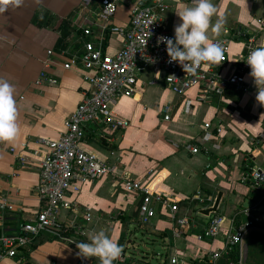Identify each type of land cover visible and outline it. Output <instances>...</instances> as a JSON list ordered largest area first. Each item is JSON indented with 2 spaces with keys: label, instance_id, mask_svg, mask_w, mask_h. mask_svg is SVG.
<instances>
[{
  "label": "crops",
  "instance_id": "1",
  "mask_svg": "<svg viewBox=\"0 0 264 264\" xmlns=\"http://www.w3.org/2000/svg\"><path fill=\"white\" fill-rule=\"evenodd\" d=\"M149 1L119 0L117 12L108 16L98 0H23L22 6H9L0 14V79L15 88L18 126L13 140L0 141L3 235L16 233L45 204L37 190L45 152L42 139H56L64 132L65 121L89 88L90 71L81 58L85 42L114 55L124 38L111 28L127 26L133 5ZM168 2L162 18L174 37V27L180 23L176 12L192 4L191 0ZM212 3L217 8L212 23L219 18L222 28L219 35L209 29L208 43L229 42L228 60L209 67L228 77L246 53L248 39L264 46V0ZM40 8L53 14L56 26L70 16L66 49H55L59 31L32 22ZM72 56L76 62L66 69L64 64ZM42 73L57 82L39 81ZM153 79V71L139 73L135 95L111 105L115 117L128 121L126 127L112 129L96 123L83 127V148L112 163L115 173L82 184L71 196L78 208L62 212L61 237L41 233L19 255L0 259V264H100L98 258L78 256L76 244L88 242L101 230L122 248L114 264H213L210 254L225 250L230 226L227 222L216 237H206L204 229L211 219L223 216L240 221L245 212L259 218L255 205L263 198L264 208V195L253 190L250 179L244 180L249 173L264 172V106L256 100V87L245 92L229 87L218 94L200 86L179 95L162 77ZM247 79L252 80L249 74ZM165 107L170 109L169 120L164 119ZM126 177L177 203L176 213L169 204L155 201L156 214L143 222L141 196L122 189ZM220 192L217 211L203 214L202 210L214 206ZM246 199L251 206L244 207ZM85 211L92 214L90 220ZM224 259L217 264L227 262Z\"/></svg>",
  "mask_w": 264,
  "mask_h": 264
},
{
  "label": "built area",
  "instance_id": "2",
  "mask_svg": "<svg viewBox=\"0 0 264 264\" xmlns=\"http://www.w3.org/2000/svg\"><path fill=\"white\" fill-rule=\"evenodd\" d=\"M96 2L97 0H87ZM119 0H98L108 16L114 15L118 10ZM169 8L168 0H150L147 5L135 3L131 9L130 23L125 26H114L111 31L119 33L124 38L122 48L114 55L107 54L100 46L92 42H85V51L82 61L89 69L86 80L89 83L87 92L77 104L76 109L65 121L64 132L56 139H42L45 152L41 154V166L38 193L44 205L34 218L20 224L16 233L2 235L0 238V259L16 257L31 241L41 233H50L61 237L63 229L61 214L63 211L74 210L77 212V203L71 198L79 192L82 184L98 180L115 173V166L95 153L83 148V127L88 124H98L112 129L124 128L128 121L115 117L112 104L123 97H132L137 92L138 74L143 71H153L154 79L162 77L166 85L176 94L183 95L192 87H205V91H214L221 94L225 89L232 87L236 91L245 92L255 86L252 80L247 79L250 67L246 63L249 52L259 47L254 38L247 41V51L240 57L230 75L221 77L213 71L209 64H202L195 76L186 74L176 62L169 63V57L164 44H158V38L166 36L174 38L171 32L164 27L162 14ZM86 35L90 29L84 31ZM228 39H216L210 43H217L222 49L221 62L228 60ZM51 54L52 51H49ZM77 57L72 56L64 64L66 69L71 68ZM39 81L45 80L56 83L57 80L46 78L44 73ZM210 87V88H209ZM164 119L169 120L170 109L165 107ZM209 123L205 127H209ZM221 131V129H218ZM190 148V146H188ZM197 152V147L190 148ZM253 182V190L264 195V172L254 171L244 177ZM122 189L127 193H138L142 201L139 205L140 217L143 222H148L155 214L153 206L155 201L167 203L171 206L173 215L177 211V203L170 198L151 193L140 181L123 178ZM262 201L255 205L260 213L259 218L249 216L240 221L234 218L229 220L223 216L211 219L204 229L206 237L214 238L228 222L229 230L226 239V248L222 251H213L210 259L213 264L226 256L228 251L245 242L247 235L254 230L264 229V208ZM174 202V203H173ZM90 220L92 214L85 211ZM180 222L184 223V221ZM242 253H240V257ZM175 263V260H173ZM222 264H236L227 261ZM239 264H242L240 258Z\"/></svg>",
  "mask_w": 264,
  "mask_h": 264
},
{
  "label": "clouds",
  "instance_id": "3",
  "mask_svg": "<svg viewBox=\"0 0 264 264\" xmlns=\"http://www.w3.org/2000/svg\"><path fill=\"white\" fill-rule=\"evenodd\" d=\"M23 0H0V14L9 6L20 7ZM192 6L177 11L180 23L174 27V38L161 36L158 44L166 46L169 63L176 62L186 74L195 76L202 64H216L223 53L217 43H208L209 29L219 35L222 20L212 23L217 8L212 0H191ZM250 67L249 76L257 89L256 100L264 106V46L251 50L246 58ZM15 88L5 79H0V141H11L18 132ZM77 255L81 258H98L100 264H114L121 253V246L103 230L88 237V242H79Z\"/></svg>",
  "mask_w": 264,
  "mask_h": 264
},
{
  "label": "trees",
  "instance_id": "4",
  "mask_svg": "<svg viewBox=\"0 0 264 264\" xmlns=\"http://www.w3.org/2000/svg\"><path fill=\"white\" fill-rule=\"evenodd\" d=\"M70 16L62 19L61 23L56 26L53 14L46 10L42 12V8L38 9L33 18L32 22L39 27H46L56 29L60 32L59 40L56 43V51H62L69 46L68 38L71 36V26L69 25ZM78 45H76L77 47ZM245 243L247 246L248 257H252L250 264H263L259 261V258L255 254H260L264 252V233L260 231H251L246 239ZM241 247L236 245L232 247L225 256L224 260L234 261L239 264Z\"/></svg>",
  "mask_w": 264,
  "mask_h": 264
},
{
  "label": "water",
  "instance_id": "5",
  "mask_svg": "<svg viewBox=\"0 0 264 264\" xmlns=\"http://www.w3.org/2000/svg\"><path fill=\"white\" fill-rule=\"evenodd\" d=\"M102 140H103V139H102ZM221 197H222V193L220 192V193L218 194V197H217V199H216V201H215L214 206H213V207H210V208H207V209H204V210H202L201 212H202L203 214H206V215H209V214L212 213V212H216L217 209H218V206H219V203H220ZM251 204H252V201H251L250 199H246V201H245V203H244V207H249V206H251ZM2 235H3V233H2V229L0 228V238L2 237ZM200 264H204V262H201Z\"/></svg>",
  "mask_w": 264,
  "mask_h": 264
},
{
  "label": "rangeland",
  "instance_id": "6",
  "mask_svg": "<svg viewBox=\"0 0 264 264\" xmlns=\"http://www.w3.org/2000/svg\"><path fill=\"white\" fill-rule=\"evenodd\" d=\"M260 232L261 233H264V229H263V231H260ZM129 246L131 248L133 245L130 244ZM241 253H242V256H241L242 264H249V263H251L252 257H248L247 247H246V243L245 242H244V244L241 247ZM127 255H129V254H127ZM255 255L259 258V261L264 264V252L263 253H260L258 255L257 254H255Z\"/></svg>",
  "mask_w": 264,
  "mask_h": 264
}]
</instances>
